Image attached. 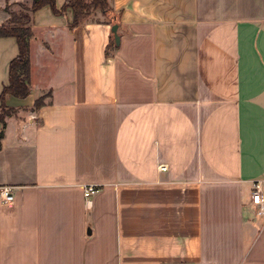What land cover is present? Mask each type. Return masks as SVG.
<instances>
[{"label": "crops", "instance_id": "obj_1", "mask_svg": "<svg viewBox=\"0 0 264 264\" xmlns=\"http://www.w3.org/2000/svg\"><path fill=\"white\" fill-rule=\"evenodd\" d=\"M106 1L107 58L99 11L72 31L69 9L31 17L30 92L0 123V264H264V0ZM17 55L0 38V94Z\"/></svg>", "mask_w": 264, "mask_h": 264}, {"label": "trees", "instance_id": "obj_2", "mask_svg": "<svg viewBox=\"0 0 264 264\" xmlns=\"http://www.w3.org/2000/svg\"><path fill=\"white\" fill-rule=\"evenodd\" d=\"M50 7L54 15H62L66 10L72 11V21L68 26L69 31L82 25L88 17L99 11L108 25L117 24L118 16L112 11L106 0H68L61 9L57 10L54 0H33L29 7L19 5L20 12L9 11V20L0 26V38L11 37L16 40L18 55L12 59L8 66V84L3 87L0 94V123L5 117L14 114L13 109L6 105V97L24 99L30 92V39L32 38L31 17L42 7ZM116 48L113 36L106 50L105 57H109L108 51ZM47 94L38 98L34 108H40L44 104ZM2 132H0V138Z\"/></svg>", "mask_w": 264, "mask_h": 264}, {"label": "built area", "instance_id": "obj_3", "mask_svg": "<svg viewBox=\"0 0 264 264\" xmlns=\"http://www.w3.org/2000/svg\"><path fill=\"white\" fill-rule=\"evenodd\" d=\"M160 171H165L166 167L164 165H159ZM96 192V189L93 186L84 187V198H89ZM14 200L11 187H1L0 188V204L8 205L11 204ZM250 203L254 206L257 215L264 214V196L262 192V187L260 182H254L252 184L251 194H250Z\"/></svg>", "mask_w": 264, "mask_h": 264}, {"label": "rangeland", "instance_id": "obj_4", "mask_svg": "<svg viewBox=\"0 0 264 264\" xmlns=\"http://www.w3.org/2000/svg\"><path fill=\"white\" fill-rule=\"evenodd\" d=\"M90 2V1H89ZM259 7H261V6H263V5H258ZM6 9H8V8H6ZM49 9H50V7H49ZM12 12H15V13H19L20 12V7H18V6H16V7H12ZM51 10V9H50ZM8 11V10H7ZM10 11V10H9ZM94 15V14H93ZM92 16V15H91ZM2 18H3V15L0 17V26L1 25H3V24H5L8 20H9V18H10V16H9V18L6 20V21H3L2 20ZM111 52H112V50L110 49L109 51H108V53H109V55H111ZM10 108V107H9ZM12 109V108H11ZM13 111L15 112V110L13 109ZM259 217V219L260 220H264V216H258Z\"/></svg>", "mask_w": 264, "mask_h": 264}, {"label": "water", "instance_id": "obj_5", "mask_svg": "<svg viewBox=\"0 0 264 264\" xmlns=\"http://www.w3.org/2000/svg\"><path fill=\"white\" fill-rule=\"evenodd\" d=\"M111 33L113 35L115 45L118 46L120 43V38L118 35V26L116 24L111 26Z\"/></svg>", "mask_w": 264, "mask_h": 264}]
</instances>
